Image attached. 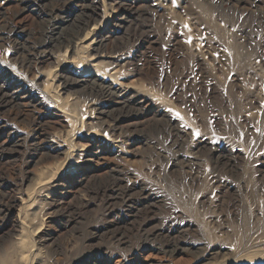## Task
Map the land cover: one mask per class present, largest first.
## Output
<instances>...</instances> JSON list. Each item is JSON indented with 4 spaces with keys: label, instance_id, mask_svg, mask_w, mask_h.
I'll return each instance as SVG.
<instances>
[{
    "label": "rangeland",
    "instance_id": "374dc122",
    "mask_svg": "<svg viewBox=\"0 0 264 264\" xmlns=\"http://www.w3.org/2000/svg\"><path fill=\"white\" fill-rule=\"evenodd\" d=\"M37 3L35 11L19 18L26 30L25 35H19L20 42H0V56L9 49L0 68L20 81V96L29 100L0 112V140L8 138L15 148L5 162L0 160V181L12 185L4 191L19 198L11 218L24 222L17 233L10 232L7 219V228L0 227V264H55V258L62 256L65 264H94L119 253L136 257L129 264H138L147 256L153 264H264V0H141L139 9L123 24L111 17L110 10L101 8L95 20L76 36L80 47L72 56L84 67L93 62L95 52L83 45L91 42L96 27L105 29V69H117L120 77L135 79L137 91L145 90L155 102L170 104L184 120L177 110L185 112L192 129L187 140L170 130L167 119L151 114L127 127L130 118L143 113L138 106L102 114L90 105L100 98L86 89L57 93L53 82L60 58H39L37 64L32 62L31 50L44 40L55 44L74 35L75 24L70 21L52 32L47 29L52 25L46 26L38 12L43 15L54 1ZM20 6L19 0H11L0 7V21L12 20ZM52 48L56 56L66 50ZM114 54L119 62L112 64ZM219 59L225 62L216 67ZM96 61L106 64L100 58ZM50 69L51 75L45 77L51 82L50 92L59 94L58 102L67 113H80L86 124L83 127L78 120L39 102L45 87L40 81L45 79L36 81L38 85L34 80L39 71ZM118 114H124L122 136L127 134V143L139 144L129 165L162 200L145 208L148 200L137 190L121 195L114 187L117 174L113 172L88 179L70 173L65 178L67 192L62 195L36 184L38 177L61 172L58 165L64 158L45 159L35 152L41 140L35 137L38 119L53 120L68 145H79L91 140L87 136L93 127L97 133L105 132L104 124ZM91 118L100 121L88 125ZM103 135L110 138L111 134ZM203 135L213 144L236 147L243 154L216 159L212 144H208L197 160H186L193 140ZM32 155L38 157L29 163ZM50 166L58 168L49 170ZM30 172L21 186L22 177ZM1 200L2 193L0 204ZM168 241L177 242L182 251L163 254L160 248ZM62 250L67 252L61 254ZM214 250L219 253L208 255Z\"/></svg>",
    "mask_w": 264,
    "mask_h": 264
},
{
    "label": "bare ground",
    "instance_id": "6f19581e",
    "mask_svg": "<svg viewBox=\"0 0 264 264\" xmlns=\"http://www.w3.org/2000/svg\"><path fill=\"white\" fill-rule=\"evenodd\" d=\"M53 1H54L55 5H53V7H51V9L47 10L43 15H41L38 12L40 18L43 20V22L46 24V26L52 25V27L47 26V29H50L52 32H54L58 28L62 27L63 24H65V23L68 24L70 21H73L75 24L74 35H71L67 39L60 41L59 43H55V44L51 43L49 40H44L43 42L39 43L37 46L33 47L31 51L33 54L32 62L33 61L37 62L39 60L41 62V59H39V58H43V57L46 59H49V60H51V59L53 60L54 58H58V59L60 58V61L57 64V68H56L57 78L53 82L57 91H58L57 93L65 94L68 91L74 92L75 90H78V89L79 90L80 89H86L88 92L92 93L93 96H97L98 98H100V100L93 101V103L92 104L90 103V105L91 106L94 105L92 107V110H100V113H102V114L103 113L109 114L108 110H111V111L120 110L122 112L128 111L131 108L133 109L134 106H138L141 108V111L143 113H140V114L136 113L138 115H135V117L130 118V122L127 123L128 124L127 127L135 126L136 124H139L140 121L143 122L144 120H146L143 118H146V117H148V115L151 114V116H153L157 119H163V118L167 119L170 130L173 131L177 135V137H179L183 140L189 139L191 134H192V129L189 127V123H188L190 118L185 112H182L181 110H179V111L177 110V112L180 115L183 114V116L185 118V120H184L180 116H178V114H176L175 111H173V107L170 104H168V103L160 104V102H155L153 99L150 98L152 94H150L149 92H147L145 90L140 89V91H137L138 86L136 85L135 79L131 80L128 78L120 77L121 74L119 75L118 71H116L117 69L113 70V71L112 70L110 71V69L109 70L105 69L107 63L104 61L105 59H103V58L105 57L104 48L106 47V39H108V38H106L108 35H106L105 29H98L96 27L95 30H93L94 34H93V38H92L91 42L85 46L83 45L84 48H92L93 52H95L94 55H91L92 60H93L92 63L87 64V66L80 67V65H82L83 63L79 64L77 57L72 56V53H76L77 49L80 47V43L76 42V40H77L76 36H80L81 31L85 30L89 26V24L92 20H95V17H97L101 8L104 10V12L110 10L112 13V14H110L111 17H113L114 20L118 21L120 24H123V22H126V20L129 19L133 15V10L135 11V10L139 9L140 4H141V0H53ZM19 2L21 4V6H20L19 10L17 12H15V14L11 17V18H13L12 20L6 22L4 20L6 18H1V21H0L1 22L0 23V42H2V44L5 41L13 42V43H17V44L20 42L19 35L20 34L25 35L26 30L22 26L21 21H19V18L25 12L35 11L37 6H38L37 5L38 0H19ZM9 3H11V0H0V7L2 8L5 4H9ZM68 10H69V12H67ZM73 12H74V14H72ZM139 13H141V12H139ZM85 41H87V39H85ZM2 44H0V45H2ZM53 46H55L59 49L66 47L65 53L64 54H57V56H58L57 57L54 54L55 52L53 51V48H52ZM29 47L31 48L30 45H29ZM8 50H6V51L3 50L4 53L1 54L2 56H0V63H4L3 60H5L6 56L9 55ZM114 55L116 56V54H114ZM115 56L114 57L111 56L112 61H113L112 64L119 62V57H117V56L115 57ZM111 57H109V58H111ZM26 58H28V57H26ZM99 58L102 59L103 62H105L106 64L96 63V62H99V61H96ZM94 61H96V62H94ZM224 62L225 61H222V59H219L216 62V67L222 66L224 64ZM37 64H38V62H37ZM78 65L80 68H78ZM73 67H74V69H77L78 71L72 70ZM0 71L2 72L1 73L2 78L0 77L1 78L0 79V105H1L0 106V112L3 111L4 109L8 108V107H11V106H20V105L23 106L26 103H28L29 100L28 101H26L25 99L22 100L23 97L20 96V92L23 91L22 87H21L22 85L20 84V81L17 79H14L13 74L4 71V69L1 70V68H0ZM51 72H52V69H50L48 71L46 70L43 72L39 71V73H38V75H36L34 81L35 82L40 81L41 78L45 79L46 76L49 77V75H51ZM75 74L78 76L75 77ZM70 75H72V76L74 75L73 77H75V78H72ZM48 79L46 78L45 81H40L41 83L44 82L42 84H44L45 87L42 90V95H41L42 98H41V101H39V102L43 106L48 107V109L52 108L54 110L62 112L61 114L64 116H67L68 119L72 118L75 120V122L78 120V123L81 122L82 127L84 125H86L84 118L82 116L80 117V113L78 114L75 112V115L74 114L71 115V113L69 114L66 112L65 107H63L61 105V103L58 102L59 98L57 96L59 94L57 95L56 92H50L51 87L49 84L51 82ZM26 82H28V81H26ZM37 85H38V83H37ZM154 96H156V95H154ZM66 97H67V95H66ZM91 99H94V98H91ZM89 102H91V101H89ZM74 106H77V105L74 104ZM87 108L89 109V107H87ZM143 109H147V113H144L145 110H143ZM57 114H59V113H57ZM125 115L129 116L131 114L126 113ZM122 117H124V114L119 115L118 117L115 116L112 122H110L112 119L109 121L110 123H107V122L105 124L103 123L105 126V127H103V128H105V132H109L111 134L109 136L110 138H107L106 135H103V133L105 134V132H103V131H99L98 133L95 132V130H94L95 128L93 127V130L90 133L88 132L89 136H87V137H90L91 140L88 143L79 144V145H75V144L74 145L73 144L68 145L67 139H65V137L63 138V135H61V133L59 131L55 130L56 126H54L53 124H55L56 122H52L53 120L49 121L47 118L43 119V120L38 119L37 120L38 121L37 127L35 129L36 130L35 137H36V140L40 139V138H41V140L37 142L36 145H38V148H35V152H38V151L41 152L42 158H45V159H50L52 157H57L60 155L61 156L64 155V158H63V160H61V162L58 165L59 169L61 167V169H60L61 172H58V173L56 172L53 176H49L46 178L45 177H38V182L36 184L38 186H40L41 188L42 187L45 188L46 186H49V187H51L50 189H52V192H54L57 195H62V194H65L67 192L66 190H67L69 185H67L65 178L67 176H69L70 173H73V172L75 173L74 178H82L85 176L88 179V176L89 177L90 176H99L101 174L103 175V174H107L109 172H113L114 174H117V176L115 178L114 187L115 188L117 187V190H119L121 192V195L125 196L127 194H130L134 190H137L141 195L144 196V198H146L148 200V202L145 204V208L146 207L149 208L154 203L162 200L161 198L159 199L156 194L151 193V191L149 190L150 188H148L147 185H145L146 181H145L144 177L141 175H138V173L135 172L134 168L129 165V163L131 161V155L134 154L133 150L139 144L136 142L127 143V140L125 139V137L127 135L126 132H125V134H126L125 137L122 136L123 135L122 133H124L123 132L124 127L121 124L122 123ZM12 118H13V116H12ZM15 118H16V116H15ZM97 120L100 121L99 118H91V121H88V125L90 123L91 124L93 123L92 125L97 124L98 123ZM92 125H90V126H92ZM19 138H18V140H19ZM7 139L6 140H0V160H4L3 162H5V159L11 157L10 155H12V153H14L13 151H15V148H13V143L8 141ZM18 140H16V141H18ZM213 143L214 142L212 141V139L206 135L199 136V137L195 138L193 140L191 146H190L191 149L189 150V153L187 155H185L184 158L188 161L189 160H197L200 152H202L203 149L208 144H212V149H211L212 156L216 159L226 158V156L228 154L235 156V157L241 156V154H243L242 153L243 151L242 150H241L242 152L239 151L236 147H231L229 149V147L227 148V145H225V146L223 144L222 145L221 144L216 145ZM225 149L228 150L227 152H229V153H226ZM9 152H12V153H10V155L8 157L7 154ZM37 157H38V155H32L31 157H29L28 162L32 163L35 160V158H37ZM54 163H56V162H54ZM52 167L54 169V166H50V168H48V169L52 170ZM56 168H58V167H56ZM30 176H31V172L22 177L21 186L23 185V183H25L29 179ZM14 180L16 181L17 179H14ZM18 185H20V184H18ZM7 187L11 190L12 185H9V183H5V181H0V193H2V200H1V204H0V218L2 219V222H3V224H2V222L0 221V223L2 224V225L0 224V227H1V229L4 227L7 228L6 224L8 221H10L11 222V225L9 226L10 232L11 233L12 232L17 233V232H19L18 229H19V227H21V224L24 225V222L22 220H14L13 218H11L10 212L12 211L13 207L19 202V198L15 195L11 194V193L9 194L7 191H4L5 188H7ZM8 188H7V190H8ZM47 197H48V195H47ZM22 204H23L22 209H24L26 206V201L24 198L22 199ZM20 212H22V211H20ZM9 216H10V218H9ZM6 219L8 221L6 223H4V221ZM152 222H153V219H151V223ZM147 225H149V224H147ZM163 228H162V230H163ZM160 229H161V227H160ZM144 230H145V227H144ZM170 232L171 231H169V233ZM158 235L159 234H157V236ZM40 239H42V238H40ZM19 241L21 242L20 239H19ZM39 243L43 244V242H39ZM163 244L160 248L163 250V252L161 251L163 254L165 253L168 255H173L177 252H181L183 249L177 242L173 243L171 241H168L165 245H163ZM208 247H206V248H208ZM115 248H116V246H115ZM187 248H189V247H187ZM115 250H117V249H115ZM65 252H67V250H62L60 253L65 254ZM108 252L111 253V251H108ZM216 253H219V252L214 250L212 252H209L208 255H214ZM128 254L119 253L117 256H115V258L109 257L105 261L104 260L103 261L96 260V261H94V264H129V263H132L133 260L136 259V257L133 255H128ZM62 257L55 258V260H54L55 264H65V259H63ZM240 257H242V256H240ZM20 261H21V259H20ZM233 261L236 262V260H234V259H233ZM249 262H250V259H249ZM86 264H90V263L87 262ZM138 264H153V262L147 256V258H145V259L143 258V260H140V262ZM229 264H232V262H230ZM248 264H250V263H248Z\"/></svg>",
    "mask_w": 264,
    "mask_h": 264
}]
</instances>
